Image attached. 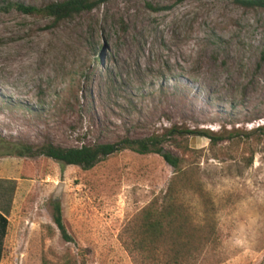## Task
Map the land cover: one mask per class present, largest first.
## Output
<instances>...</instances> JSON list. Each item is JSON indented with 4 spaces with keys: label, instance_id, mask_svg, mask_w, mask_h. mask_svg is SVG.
<instances>
[{
    "label": "rangeland",
    "instance_id": "obj_1",
    "mask_svg": "<svg viewBox=\"0 0 264 264\" xmlns=\"http://www.w3.org/2000/svg\"><path fill=\"white\" fill-rule=\"evenodd\" d=\"M262 126L264 10L108 0L60 23L0 11V141L35 151L158 137L194 181L178 200L211 231L186 264H264ZM2 149L0 264H164L133 253L128 234L174 176L159 155L123 150L83 170ZM55 203L72 242L53 223Z\"/></svg>",
    "mask_w": 264,
    "mask_h": 264
},
{
    "label": "trees",
    "instance_id": "obj_2",
    "mask_svg": "<svg viewBox=\"0 0 264 264\" xmlns=\"http://www.w3.org/2000/svg\"><path fill=\"white\" fill-rule=\"evenodd\" d=\"M107 1L62 0L51 2L41 8L26 6L21 3H8L0 8V11L15 8L25 15H43L51 18L54 23H60L71 20L82 13L91 12ZM182 1L186 0H177V2ZM231 1L245 9L264 10V0ZM258 130L263 131L264 126L259 127ZM199 136L203 135L199 134ZM209 139L213 141L211 137ZM0 145L3 146L2 152L5 156L19 158L32 157L33 155L43 156L62 166H77L83 170L92 169L100 161L123 150H131L139 155H159L173 169L174 176L170 179L164 195L156 198L143 208L128 230V234L131 235L133 253L145 255L151 261L162 259L164 264H186L195 255L200 254L202 247L210 242V229L195 223L188 208L177 198L184 189H195L192 176L188 171L182 170L183 159L181 157L163 152L161 140L158 137L143 140H124L118 144H97L80 148H62L45 144L35 149V151L29 146H11L2 141H0ZM188 151L187 147L182 150L183 154ZM52 220L62 239L65 242H72L63 223L59 203L53 205ZM7 225L8 221L5 215L0 213V259L2 241L6 235ZM80 264H86L85 260L81 259Z\"/></svg>",
    "mask_w": 264,
    "mask_h": 264
},
{
    "label": "water",
    "instance_id": "obj_3",
    "mask_svg": "<svg viewBox=\"0 0 264 264\" xmlns=\"http://www.w3.org/2000/svg\"><path fill=\"white\" fill-rule=\"evenodd\" d=\"M60 197V185H58L54 195H53V201H57Z\"/></svg>",
    "mask_w": 264,
    "mask_h": 264
}]
</instances>
